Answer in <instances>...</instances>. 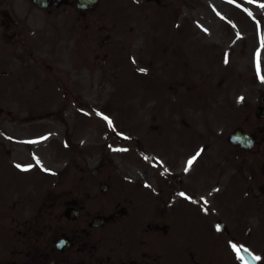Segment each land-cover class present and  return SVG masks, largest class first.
Listing matches in <instances>:
<instances>
[{
	"label": "rangeland",
	"instance_id": "1",
	"mask_svg": "<svg viewBox=\"0 0 264 264\" xmlns=\"http://www.w3.org/2000/svg\"><path fill=\"white\" fill-rule=\"evenodd\" d=\"M13 1L29 2V5L32 2ZM115 1L117 3H114ZM108 2L114 4L107 8L105 5ZM239 4L244 5L247 12H240L237 9ZM169 5L171 28L174 29L176 25L181 33L191 34L190 44L186 42L187 38H181L178 32L175 37L169 36L171 33L168 34L170 28L167 26L166 16L161 14L158 28L155 33H150L158 37L138 49L137 45H141L144 36L150 39L146 35L151 32L147 28L151 17L157 18L159 9L164 10ZM58 11L43 12L40 21H37L36 12L25 7L18 14L21 18L15 14L18 24L10 26L2 23L3 18L0 16V48L8 46L10 50V61L0 63V72L7 71L9 65L13 64L9 69L12 73H0V108L3 109L0 111V177H7L4 167H9V164L19 167L25 164L35 165L34 170L42 169L43 173L50 174L54 181H61L64 172L76 170L70 174L72 183L67 189L58 190V184L50 182L51 186L49 183L44 186L45 194L51 193L55 197L56 193H60L62 201L63 198L80 200L79 206L83 207L84 217L78 222L77 239H83L87 244L94 242L93 245L101 246V253L110 255V248L115 244L106 238L105 231L109 226H125L128 224L126 221L134 216L139 221L138 226H146L150 220L148 217L135 215L132 188L137 189L138 181H147V187L156 186L159 191L163 181H166L162 170L166 164L164 155L155 153L159 158L158 164L149 157L138 161L136 156L135 160L134 146L138 155L143 149L136 141L140 136L121 129L119 124L130 126L136 131L142 130L140 134L144 133L146 139L150 138L149 134H156L160 140L154 138L155 141L150 142L152 146L167 150L171 141L172 124L168 112L171 100L177 98L178 102L171 107L177 110L184 106L181 101L187 100L191 105L205 107L210 98L219 97L216 99L224 105L213 114L222 117L217 118L215 123H211L214 119L212 116L209 120L206 119L211 124V131L208 132L211 137L225 135L237 127L251 131L264 129V120H258L255 115L260 96L264 93V0H100V4L93 11V35L87 39L81 38L79 31L70 33L76 21L70 10L66 9V13L64 9ZM150 11L154 14L150 15ZM25 15L30 16L25 18L26 22ZM116 22L123 27V32ZM77 24L85 26L86 20L82 18ZM30 30L35 33L33 38L29 36ZM40 32L42 33L39 34ZM28 37L34 42V50L30 44L27 48L21 45ZM40 37H45L42 43L37 39ZM137 49L140 58L154 64L155 67L152 65L148 69L152 72L135 70L133 66L126 64L125 61L130 57L144 65L139 61ZM32 50L38 60L30 55ZM113 55H118V59ZM113 58L117 63L113 62ZM161 58H164V62L159 61ZM25 65L40 68L44 71L43 76H35L34 70ZM166 66L165 70L169 72L173 82H182L183 86L176 96H173L172 91L164 89L165 84L161 86L162 77L159 70ZM76 69L80 74L76 73ZM169 74H163V81H170ZM74 76H78V80L74 81ZM202 80H205V83L197 85ZM16 83L18 87L15 86ZM212 86L215 90L211 89ZM216 88H219L218 91ZM233 99H236L235 104L229 106L231 109L228 110L225 102ZM240 99L247 102L240 104ZM17 100L23 101L29 108L22 106ZM49 105L53 106L48 107ZM34 114L39 117L33 116ZM142 114L147 117L141 118ZM81 115L83 120L80 119ZM154 119H158L160 126L156 127L158 121ZM76 120L74 131L78 138L81 137L80 146L84 142L90 149L86 154H80L79 146L78 166L66 165L65 161L62 163L65 168L61 170V164L55 160L60 152L59 143H73V126ZM31 124L42 129L36 128V133L30 134L29 139L33 137L31 141L35 142L30 144V153L20 142L23 139L20 129ZM203 129L208 131L207 127ZM110 141H113L112 145L109 144ZM196 141L194 138V142ZM8 142L12 145L11 152L9 148L2 147L9 144ZM129 148L133 151L127 152ZM262 151L264 141L254 150L251 166L239 162H236L235 166L234 163H229L226 167L227 175L221 174L219 180L205 181L210 183V188L199 183V187L194 185L193 190L187 191L189 195L197 192L206 196V203H212L216 211H210L213 224L219 218L225 217L230 227L228 233L215 229L214 231L220 234H215L214 242L209 224L203 217L198 219L194 214L177 217L175 231L179 228L189 243H195L205 252L207 258L199 259V264H218V261L222 264H240L238 245L253 250L264 264V232L258 235L261 228L264 231V198L255 197L258 191L249 195L251 186H255L257 181L264 182V159L259 154ZM224 153L222 162L226 155H231L229 149ZM67 167L70 170L67 171ZM90 181L97 184L99 181H112L113 187L108 192H102L100 184L95 187L90 185ZM232 183L234 193L240 196L235 195L231 200L233 204L229 205L231 212L228 214L214 204L212 196L219 194L215 200L219 199L220 191L225 186L229 189ZM215 184H218L216 191ZM246 201L253 203V209L245 207ZM47 204H50V200ZM65 206L63 202L61 211ZM122 207L127 208V215L120 213ZM46 210L48 214V209ZM117 210L119 214L115 213L116 220L112 223H108L104 228L82 232L87 221L91 217L92 220L94 215L107 216ZM128 227L129 225L126 227L127 233ZM216 227L218 228V223ZM248 228H251L249 232ZM128 234H125L124 238L128 241V247L132 248L146 237L142 236L140 239L138 235ZM166 240L168 239L165 237H158L149 243L148 250H156L151 264H169L172 261L165 257ZM180 257L186 260L185 257Z\"/></svg>",
	"mask_w": 264,
	"mask_h": 264
},
{
	"label": "flooded vegetation",
	"instance_id": "2",
	"mask_svg": "<svg viewBox=\"0 0 264 264\" xmlns=\"http://www.w3.org/2000/svg\"><path fill=\"white\" fill-rule=\"evenodd\" d=\"M24 3L13 0H0L2 23H6L7 26L17 25L15 14H17L18 18H21L18 14L25 7L36 12L37 21H40L41 14L46 12V10L52 12L53 8L58 9V7L54 6H50L52 8L49 7V9H43L33 1L30 2V5L29 2ZM69 3L73 4L75 2L73 0L68 2V4L66 3V5H70ZM85 13L87 12H81V15H85ZM25 18H30V16L25 15L24 20ZM22 44L23 46H29V44L34 46V42L29 40V38L22 41ZM187 142L188 139L182 137L177 147H173L176 150L172 151L168 157L170 170L167 172L171 173H169V181L166 182L165 189H161V192H164L168 199L177 197L176 192L180 190H189L190 187L185 181L190 175L194 177L198 174L203 164L205 155H196L195 159L197 162L190 171L185 168V159L178 146L184 148ZM4 169L7 177H0V264H74V260L68 255L73 249L62 251L57 247L56 243L61 237L73 241L74 246L77 243L76 220H68L66 218L68 223L62 225V216L64 217L71 201L65 202L66 208L62 213L60 195L57 194V199L50 201L49 205L46 204V197L41 188L43 181L29 177L28 173L19 171L11 165L9 167L5 166ZM142 182L138 181L137 183V195L139 196H142L147 190V188L143 187ZM149 192L148 212L152 218H156L158 214L165 213V211L158 208L157 193H154L152 189ZM196 195H193V197L195 198ZM181 196L183 198L176 201L181 205H185L184 194ZM167 202L165 205L167 207L166 214H172L175 210L173 205H169L171 199ZM192 206L198 207V209L193 211L197 215H201L200 206ZM46 209H48V214H46ZM153 229L152 234L146 237L144 241H139L131 249H123L118 252L112 264L153 263L150 261L156 250L155 252H153V249L148 250L149 243L156 236L158 230L165 233L170 232L168 226L162 227L158 223L155 224ZM190 255L193 260H196L195 253H190ZM197 255L198 257L200 256L199 253ZM124 259H127V261ZM109 260H111V257Z\"/></svg>",
	"mask_w": 264,
	"mask_h": 264
},
{
	"label": "bare ground",
	"instance_id": "3",
	"mask_svg": "<svg viewBox=\"0 0 264 264\" xmlns=\"http://www.w3.org/2000/svg\"><path fill=\"white\" fill-rule=\"evenodd\" d=\"M161 20V14H160V19L158 18H152V22H150L152 25H157V23ZM175 30V29H174Z\"/></svg>",
	"mask_w": 264,
	"mask_h": 264
},
{
	"label": "water",
	"instance_id": "4",
	"mask_svg": "<svg viewBox=\"0 0 264 264\" xmlns=\"http://www.w3.org/2000/svg\"><path fill=\"white\" fill-rule=\"evenodd\" d=\"M247 259H249L250 261H253V264H256V261L253 259V257H251L250 255L247 256ZM252 264V263H251Z\"/></svg>",
	"mask_w": 264,
	"mask_h": 264
},
{
	"label": "snow or ice",
	"instance_id": "5",
	"mask_svg": "<svg viewBox=\"0 0 264 264\" xmlns=\"http://www.w3.org/2000/svg\"><path fill=\"white\" fill-rule=\"evenodd\" d=\"M227 62V61H226ZM191 163V162H190ZM17 167H19V165L17 166ZM26 170V169H25ZM233 247H235V246H233ZM256 259H259V257H256Z\"/></svg>",
	"mask_w": 264,
	"mask_h": 264
}]
</instances>
